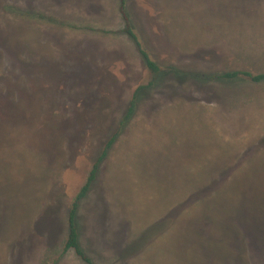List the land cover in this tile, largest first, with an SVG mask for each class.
<instances>
[{"label":"rangeland","instance_id":"rangeland-1","mask_svg":"<svg viewBox=\"0 0 264 264\" xmlns=\"http://www.w3.org/2000/svg\"><path fill=\"white\" fill-rule=\"evenodd\" d=\"M59 1L0 0V264H81L69 212L117 134L77 217L98 264H264V81L210 78L264 75V0H126L158 75L119 11Z\"/></svg>","mask_w":264,"mask_h":264},{"label":"trees","instance_id":"trees-1","mask_svg":"<svg viewBox=\"0 0 264 264\" xmlns=\"http://www.w3.org/2000/svg\"><path fill=\"white\" fill-rule=\"evenodd\" d=\"M121 14L122 18L125 24V30L123 33L127 35L132 42L135 44L136 48L138 49V52L148 69V71L153 74V75H158L161 72L160 67L158 64L151 58L149 53L143 48L140 39L138 35L135 33V30L132 25L131 17L127 11V5H126V0H121ZM211 80L213 81H231L233 79H241V80H250L255 83H260L264 81V75H257V74H252V73H225L222 75H215L213 77H210ZM155 81V80H154ZM155 82H151L147 87L143 86L140 87L136 92L133 97V100L130 104V107L128 109V112L123 119L121 126H120V131L122 132L125 128L129 126V124L132 122L133 118L135 117L137 113V109L139 107V98L142 92L146 89H150L154 86ZM118 134L112 138V140L107 144L105 147L100 159L98 162L95 164L93 171L90 175V178L86 185L81 189L79 194L77 195L76 199L74 200L72 207L69 212V235L67 242L64 246V253L63 254H68L69 252H74L78 260L82 264H95L90 257L87 256V254L84 252L80 245V232H79V227L77 223V217H78V212L80 208L81 202L88 196L92 185L95 183L100 166L103 164V162L108 158L110 150L113 148V146L116 144L118 140Z\"/></svg>","mask_w":264,"mask_h":264},{"label":"crops","instance_id":"crops-1","mask_svg":"<svg viewBox=\"0 0 264 264\" xmlns=\"http://www.w3.org/2000/svg\"><path fill=\"white\" fill-rule=\"evenodd\" d=\"M59 1V0H58ZM61 1H59V3H60ZM107 4L109 7V12H111L110 13V17H108V19L107 20H105V17H104V23H110L111 22V16L113 15V14H116V13H118V11H119V13H120V15H121V18H122V14H121V5H122V3H121V0H99V2H98V5H100V4ZM118 4H119V6H118ZM126 5H127V1H126ZM128 11V10H127ZM106 21H108V22H106ZM122 21H123V18H122ZM106 161V160H105ZM104 161V162H105ZM80 232V231H79ZM80 245H81V235H80ZM82 247V246H81ZM83 249V248H82ZM84 250V249H83ZM85 252V251H84ZM86 253V252H85ZM73 254H75L74 252H73ZM87 254V253H86ZM76 256V255H75ZM87 256L88 257H90L91 259H92V261L95 263V264H98L95 260H94V258L92 257V256H90V255H88L87 254ZM77 258V257H76ZM77 260H78V258H77ZM79 261V260H78ZM80 262V261H79ZM81 263V262H80ZM82 264V263H81Z\"/></svg>","mask_w":264,"mask_h":264}]
</instances>
